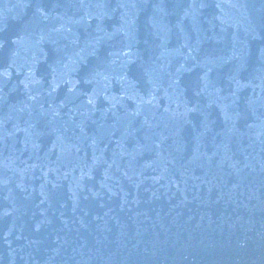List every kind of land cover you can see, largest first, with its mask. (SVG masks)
Segmentation results:
<instances>
[{
    "label": "water",
    "instance_id": "95a60500",
    "mask_svg": "<svg viewBox=\"0 0 264 264\" xmlns=\"http://www.w3.org/2000/svg\"><path fill=\"white\" fill-rule=\"evenodd\" d=\"M99 1L0 0V264H264V0Z\"/></svg>",
    "mask_w": 264,
    "mask_h": 264
}]
</instances>
